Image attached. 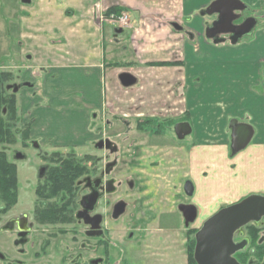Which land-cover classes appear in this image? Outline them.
<instances>
[{"label": "crops", "instance_id": "0c3cea01", "mask_svg": "<svg viewBox=\"0 0 264 264\" xmlns=\"http://www.w3.org/2000/svg\"><path fill=\"white\" fill-rule=\"evenodd\" d=\"M214 1L78 0L79 6L61 8L56 0H45L30 14L20 0L18 53L32 61L23 80L33 86L22 90L18 111L23 123L32 121L31 139L55 147L83 146L94 136L93 119L105 120L116 102L111 95L126 69L137 81L125 88L132 92L131 104L146 111L164 107L168 99L185 109L196 143L189 174L192 200L198 194L191 204L196 223L198 204L220 210L234 205L248 195L238 198L236 189L250 182L264 195V0H238L258 24L236 43L227 35L218 38L220 43L207 39L215 19L202 13ZM99 6L104 14L124 10L129 27L99 21ZM8 47L1 39L0 58L9 54ZM34 70L44 75L41 83L32 76ZM232 121L254 130L239 156L231 151ZM208 172L215 186L205 183L212 179ZM207 193L210 198L202 202L199 196Z\"/></svg>", "mask_w": 264, "mask_h": 264}, {"label": "rangeland", "instance_id": "374dc122", "mask_svg": "<svg viewBox=\"0 0 264 264\" xmlns=\"http://www.w3.org/2000/svg\"><path fill=\"white\" fill-rule=\"evenodd\" d=\"M44 3L45 0H33L27 9L31 14L30 10H36ZM56 3L61 8H64L63 6L66 4L79 6L78 0H56ZM20 5H22L20 0H0V40L5 39L9 45V54L0 58V73L9 72L12 74V81L9 85L12 88H19L16 96L21 111L22 90L26 89L22 87L25 82L23 79L28 78L27 67L32 66V61L21 57L20 52L18 53L20 41L17 37L16 27L21 26L19 17H17V9ZM97 10L98 20L106 21L105 14L101 12L102 8L99 6ZM244 15L247 18L252 16V14ZM33 17L34 14H32V19ZM110 18L111 16L108 20ZM214 18L213 16L212 19ZM126 22L130 25L129 18ZM119 26L127 28L120 23ZM1 28L3 32H1ZM159 65L157 66L161 67L164 63ZM126 72L129 71L125 69L122 73ZM32 76L40 83L44 79V75L40 74L38 70H34ZM116 80L119 86L114 88V95L113 93L111 95V100H116V102L108 109L103 124L99 122L98 118L93 119L92 130L94 132L99 130L100 124L102 130L98 135L92 137V142L86 147L84 145L55 147L53 143H50L51 141L47 145H42V142L39 141L38 143L41 142L43 147L42 150L34 149L35 147L25 149L20 132V129L26 124L23 122L19 124L16 131L17 144L0 146V152H6L10 162L17 166L19 202L16 208L25 204L31 211L33 210L36 202L33 189L36 170L38 167L46 165V161L42 157H48L54 152H61L63 155L72 156L78 162L81 161L82 165L89 163V167L100 160L101 163H98L97 166L100 169L106 165L107 156H110L108 161L117 160L118 162L110 178L115 179L121 188L118 189L116 195L108 197L106 200L110 202V205L116 200H121L128 205L126 214L120 221L109 224L112 231L116 233L117 241L120 244L118 251L113 252L112 260L117 259L118 261L114 264H189L191 241L195 240V235L203 224L217 214L220 208L209 207L203 203L198 204L200 219L198 218L197 223L190 224L188 227L185 226V221L179 210L182 205L195 203L198 196L197 194L192 200L185 193V183L190 182V165L193 163L191 159L194 155L191 153L196 147L194 136L190 135L180 141L175 133V125L188 121V116L183 107L171 106L168 99L166 102L164 101V107H148L144 111V109L131 104L128 94L132 92L123 88L120 81ZM151 117L155 118L151 119ZM144 121L153 123L150 125L151 127L144 130V126H141ZM101 139H109L114 142L117 151L113 154L99 152L93 145ZM238 154L232 155L239 156ZM206 175L209 177V174ZM207 177L203 176L200 181L203 183L204 178L207 179ZM211 177L212 179L205 183H214L213 186H215L216 181L213 174ZM130 183L133 184L132 189L129 188ZM251 185L252 182L249 183V186L246 184L242 189L237 188L235 191L237 197L242 198L246 194H248L247 197L252 196L253 194H250L252 192L264 196L262 187L260 190H256ZM26 191L29 193L28 195H25ZM80 194L82 193L80 192ZM207 195L209 193L199 196V199L206 202L211 196ZM106 200L103 202L104 214L108 213L110 207ZM24 213L26 211L20 208L8 215L0 216V230L9 220ZM65 228L71 231V234L54 240L52 242L53 249L57 251L59 247H67L69 253H76V244L82 238L80 235L81 226L76 223ZM49 231L52 232V230ZM12 240L13 236L9 233L0 232V253L8 249V244ZM49 254L55 255L52 250L49 251ZM90 258H93L91 254ZM49 260L54 261V259Z\"/></svg>", "mask_w": 264, "mask_h": 264}, {"label": "flooded vegetation", "instance_id": "af4514ba", "mask_svg": "<svg viewBox=\"0 0 264 264\" xmlns=\"http://www.w3.org/2000/svg\"><path fill=\"white\" fill-rule=\"evenodd\" d=\"M244 14L245 12L236 13V15H242V18L234 22V27L239 28L243 25L245 18H247ZM214 17V23L221 21L218 15ZM233 35L238 36V33L234 32L229 36L233 37ZM29 87H31L30 84ZM99 122L103 124L104 120H100ZM182 123L189 122L183 121L177 123L175 126ZM101 124L99 130H96V132L92 130L91 125V131L94 136L101 132ZM91 142L92 139L87 141L84 144V147ZM107 142H109V144H107ZM93 146L99 152H109L110 154H113L114 152L112 151H117V146L109 139H101L98 143H94ZM100 146L102 147L100 148ZM30 147H35L34 149L37 148L39 151L43 148L40 143L32 139L31 143L28 144V147L24 148L29 149ZM54 154L69 157V155H63L61 152H54L48 157H42L45 159L46 165L38 167V169L36 168V177L33 182L34 186L32 185L36 202L32 211L25 204L16 208L19 202V181L18 201L16 205L5 210V207L0 204V216L8 215L15 210H20V208H23V210L26 211V213L9 220L0 230V232L9 233L13 236V242L11 241L9 244L7 243L8 249H5L0 253V264H114L118 262L117 259L112 260V257L113 252L118 251L120 244L119 241H117L118 238L116 233L112 231V227H109V224L119 222L126 212L120 218L115 219V207L123 201L116 200L110 205V202L106 200L108 197L116 195L118 189L121 188V185L116 183L117 181L115 179L110 178L112 171L117 167V160L108 161L110 156H107L105 159L106 165L100 169L97 168L98 163H101L100 160H97L95 165L94 163H90V167L88 166L89 163L84 165L80 163L77 164L74 166V169L76 170L75 176L79 172L82 176H80V174L75 178V185L73 186L72 193L68 194L66 192H60V195L53 197L51 196V185L53 181L56 180L54 179V176H56L55 171L56 169L64 170L63 168L67 166L61 163H56ZM112 164H116V166L108 170V166ZM70 166L71 165H68L67 167ZM57 174L59 175V173ZM110 181H115V184L111 188L115 189V192L107 194V184ZM80 192L82 194H80ZM28 194L29 193L26 191L25 195ZM94 196L99 198L93 207V200L89 202L88 199ZM85 199V205H83ZM104 200L108 203L107 205H110L107 214H104ZM92 207L93 210H91ZM79 215L81 216L80 219L78 218ZM76 223L81 226L80 235L82 237L81 241L76 244V253H69L67 247H59L57 251H54L52 242L58 237L70 235L71 231L67 230L65 227ZM260 226H262L264 231V222ZM49 230H52V232ZM263 231L261 233V242H264ZM237 238V242L247 240L249 247L250 240L243 231L238 234ZM51 250L55 255L49 254V251ZM90 254L93 258H90ZM49 259H54V261H50Z\"/></svg>", "mask_w": 264, "mask_h": 264}, {"label": "water", "instance_id": "95a60500", "mask_svg": "<svg viewBox=\"0 0 264 264\" xmlns=\"http://www.w3.org/2000/svg\"><path fill=\"white\" fill-rule=\"evenodd\" d=\"M23 3L29 5L31 0H23ZM247 8L238 0H216L214 1L207 11L203 12V16L212 17L218 15L221 19L220 22L214 23L206 31V37L215 43H220L218 38L222 35H230L234 32L238 36L233 35L231 41L236 43L244 37L251 36L258 24L254 18L246 19L243 25L239 28L234 27V22L241 19L242 15L236 13H243ZM176 30H182L179 26L175 25ZM122 87L128 89L136 85V79L130 74H122L119 77ZM14 93H18L19 88L14 87ZM231 129V151L236 155L244 151L251 143L254 130L251 126L239 124L237 121H232L230 124ZM193 129L190 124L182 123L175 127V133L180 141L192 135ZM109 144V142H107ZM102 146H100L101 148ZM112 152H116L112 151ZM116 164L108 166V170L114 168ZM97 184V183H96ZM115 181H110L107 184V194H112L115 189H111ZM129 187L132 189L133 184L130 183ZM185 193L188 197L194 194V186L191 182L185 184ZM99 197H90L89 202H93L95 206ZM85 201L83 205H85ZM93 207L91 210H93ZM127 205L120 202L115 207L114 218L118 219L126 212ZM185 221V226L188 227L197 220V209L191 205H182L179 208ZM79 219L81 216L79 215ZM264 219V196L252 195L242 201L221 209L217 214L207 220L202 228L195 235V250L194 260L196 264H241L236 259V255L243 252L248 247V241L242 240L236 242V235L245 227L251 224H259Z\"/></svg>", "mask_w": 264, "mask_h": 264}, {"label": "trees", "instance_id": "16d2710c", "mask_svg": "<svg viewBox=\"0 0 264 264\" xmlns=\"http://www.w3.org/2000/svg\"><path fill=\"white\" fill-rule=\"evenodd\" d=\"M124 13L125 11L122 9L112 8L105 14V17L109 18L112 15L121 17ZM12 77V74L9 72L0 73V146H14L17 144L16 131L18 130L19 124L23 122V117L19 115L18 101L13 90L14 88L9 85L12 81ZM26 86L27 85H22L23 88ZM152 123L151 121H144L141 123V126H144L145 130L147 127L149 128ZM31 125L32 121L20 129L24 147H28V144L31 143ZM54 156L56 163L71 166H65L63 168L64 170L56 169V176H54L56 180L53 181L51 185V196H58L60 192L71 194L73 186L75 185V178L81 174L79 172L75 176L76 170L74 166L79 163L81 164V161L78 162L72 156L64 157L59 154H54ZM57 173H59V175ZM80 176H82V174ZM17 201V167L10 162L5 152H0V204L5 207V210H8L16 205ZM263 222L264 220L259 224H251L242 230L249 238L250 245L245 251L236 255V259L241 264H264V242H261L263 228L260 226ZM194 248L195 240L193 239L189 245V264H196L194 260Z\"/></svg>", "mask_w": 264, "mask_h": 264}, {"label": "built area", "instance_id": "2783aa9c", "mask_svg": "<svg viewBox=\"0 0 264 264\" xmlns=\"http://www.w3.org/2000/svg\"><path fill=\"white\" fill-rule=\"evenodd\" d=\"M127 17L126 16H123V17H115V16H112L110 18V20H108L110 23H113V24H121L123 27H127L128 26V22L127 21Z\"/></svg>", "mask_w": 264, "mask_h": 264}]
</instances>
